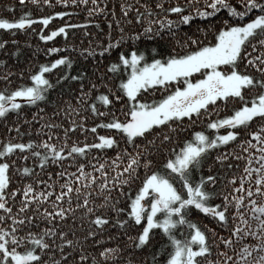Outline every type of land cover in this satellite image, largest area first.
Masks as SVG:
<instances>
[{
	"label": "snow or ice",
	"instance_id": "1",
	"mask_svg": "<svg viewBox=\"0 0 264 264\" xmlns=\"http://www.w3.org/2000/svg\"><path fill=\"white\" fill-rule=\"evenodd\" d=\"M27 2L53 7V0ZM87 2L55 0L65 8ZM166 2L121 3L124 22L141 28L129 32L117 20L121 35L98 44L99 62L96 50H82L93 57L91 71L71 74L73 61L60 56L29 69L30 84L14 85L24 68L0 59V121L9 134L0 141V264H264V0ZM67 15L22 12L0 18V30L15 35L38 23L39 39L51 41L82 27L65 22L43 34ZM142 39L152 44L141 50ZM128 40V51L103 64ZM8 43L0 40V50L18 62L20 48L9 51ZM61 66L53 83L45 74ZM69 80L77 83L68 97L50 99ZM18 99L36 108L31 119ZM201 122L203 130L183 138ZM230 160L244 162L238 173L228 171ZM197 217L212 226L202 229Z\"/></svg>",
	"mask_w": 264,
	"mask_h": 264
},
{
	"label": "trees",
	"instance_id": "2",
	"mask_svg": "<svg viewBox=\"0 0 264 264\" xmlns=\"http://www.w3.org/2000/svg\"><path fill=\"white\" fill-rule=\"evenodd\" d=\"M133 3L135 4V0H97V5H93L91 3V0H88V2L84 5H72L69 3V5L65 8L63 5L55 3V0H53V7H43L38 8L35 5H32L27 2L23 8H21L19 4V0H0V18H6L9 20L18 19L22 12H30L32 15V18H36L37 16L41 15H49L53 11H65L67 13H70L71 15H67L62 18H54L53 21L49 23L48 26L44 28V33L47 34L49 31L54 30L55 28L61 26L63 23H69V24H75V25H81L82 27H76V28H70L67 29L68 35L67 37L63 35H57L53 38L51 41H41L39 39L40 28L42 25L38 23H34L30 27H28L25 31H17L15 35L12 34L11 31H4L0 30V40H7L9 43L6 45L7 50L14 51L17 47L20 48L21 54L19 57L18 62H14V60L8 59L3 53V50H0V59H5L8 63V65L11 67L16 64V70L19 71L20 67H23L25 70V76L23 81L19 80L18 78L14 80V85L19 83L24 84H30V80L28 79V73L29 69L32 71L38 70V66L42 63H49L52 60L59 58L60 56H68L72 61V68L69 70L71 74H76L79 70L88 69L92 70L94 67L93 65V57L88 56L87 52L84 51L82 54V50L86 49H94L96 50V60L99 62L101 59L98 55L99 49L98 44L104 43L107 41V36L109 33H111L112 38L115 40L117 37L121 35L120 31L116 27V21H121V27H123L126 31L131 30H140V25L135 24H126L124 20L121 17L119 6L121 3ZM141 2H144V0H141ZM195 2V0H193ZM231 3H236L237 0H230ZM169 3H180L184 4L187 8V5L185 3V0H167L165 3V7H168ZM14 5V9L12 12H8L5 10V5ZM200 6H204V0H200ZM238 6V5H237ZM96 7H99L101 9H104L103 12H96L93 11L91 14H89L88 9L92 8L95 9ZM115 11L116 15L115 18L112 16V12ZM143 11V9H141ZM223 13H218L217 16L222 15ZM131 17V14H130ZM170 18L175 19V15L172 14ZM109 22L111 23V28H109ZM197 23H199V20H197ZM98 25V27H97ZM219 26V25H217ZM33 29L35 31H33ZM87 33V35L85 34ZM17 41V44H12L11 41ZM152 42L146 41L142 39L141 41L137 42V46L139 49L143 50L146 46H150ZM132 45V41L128 40L126 44H122L119 48L113 49L111 53H105L103 59V64H109L111 62H114L116 60L117 54L119 51L124 50L128 51L130 46ZM49 47H56L58 49H62V51L47 54V48ZM150 62V61H149ZM103 64L101 67H103ZM66 69L61 66L59 69H54L51 74H45L53 83L57 80L58 74H63V72ZM0 71H3V69H0ZM122 75V71L120 74ZM198 75V74H197ZM126 78V77H125ZM197 78V76L192 77V79ZM118 83V78L117 81ZM63 87L58 86L54 91L50 90V99L55 98L57 100L60 99L61 93L63 92L65 95V98L68 97L69 92L71 89L68 87L69 85L75 86L77 82L73 81H67L61 82ZM182 86V82L180 85ZM155 98H160L161 93L156 92L154 94ZM149 98H152V94H149ZM18 103L21 104V110L23 111V114L26 118L31 119V112L36 111V108L28 106L26 103H24L23 100L18 99ZM74 103V101H73ZM43 106V105H42ZM49 115H51V112L49 109H45ZM221 116L224 115L223 112L220 113ZM14 119V114L10 116L8 120V124L12 123ZM92 120H88L87 124L91 125ZM38 123H33L32 125V138L35 139L36 132L35 128L38 127ZM22 130L27 133L29 131L28 126L21 125ZM205 128L204 123H200L198 128L195 129H188L183 135V138L190 137L191 133L195 130H203ZM46 131V130H45ZM104 129H98V132L100 134L104 133ZM221 134L223 133V129L220 130ZM9 134L7 133V127L4 121H0V141H3L4 139H7ZM11 136H15V133H12ZM29 137L27 135L23 137H16V139H23L26 141ZM77 138L83 140V136H78ZM87 142H93V134L87 133ZM238 151V149H236ZM93 155H96L95 152H93ZM230 162L233 164V169L228 170L229 172H239L240 169H237L235 166L237 164L242 165L243 161H237V160H230ZM17 163H21L20 161H17ZM29 164L31 161L28 162ZM219 167V166H217ZM221 173L225 171V169H220ZM134 193H126V195H132ZM218 203V201H215ZM121 206H124V200L122 199ZM195 222L199 224V226L203 229L204 224L211 225V222L207 218H203L202 220L197 217L195 219ZM111 231L115 232V229H112ZM158 231V230H157ZM219 232H221L224 235H227V232H224L223 229H220ZM177 238H183L177 233ZM248 242V241H245ZM162 241L159 236L156 237V246L159 247L161 245ZM152 251V250H150ZM151 257L149 256V259ZM165 257L162 255L160 257L161 260H163ZM213 258H215V255L213 254ZM140 259H144V254L142 253L140 255Z\"/></svg>",
	"mask_w": 264,
	"mask_h": 264
},
{
	"label": "rangeland",
	"instance_id": "3",
	"mask_svg": "<svg viewBox=\"0 0 264 264\" xmlns=\"http://www.w3.org/2000/svg\"><path fill=\"white\" fill-rule=\"evenodd\" d=\"M194 80V79H193Z\"/></svg>",
	"mask_w": 264,
	"mask_h": 264
}]
</instances>
